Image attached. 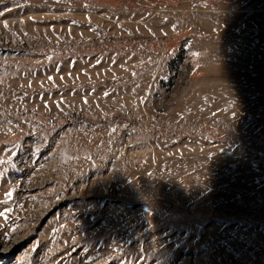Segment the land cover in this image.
Returning a JSON list of instances; mask_svg holds the SVG:
<instances>
[{"label": "rangeland", "instance_id": "obj_1", "mask_svg": "<svg viewBox=\"0 0 264 264\" xmlns=\"http://www.w3.org/2000/svg\"><path fill=\"white\" fill-rule=\"evenodd\" d=\"M246 9L0 0V264H264V100L207 123L176 108L194 59L165 85L203 19Z\"/></svg>", "mask_w": 264, "mask_h": 264}, {"label": "crops", "instance_id": "obj_2", "mask_svg": "<svg viewBox=\"0 0 264 264\" xmlns=\"http://www.w3.org/2000/svg\"><path fill=\"white\" fill-rule=\"evenodd\" d=\"M254 12L221 11V17L203 19L207 26L192 36L194 75L176 104L183 116L207 123L247 117L264 100V13Z\"/></svg>", "mask_w": 264, "mask_h": 264}, {"label": "built area", "instance_id": "obj_3", "mask_svg": "<svg viewBox=\"0 0 264 264\" xmlns=\"http://www.w3.org/2000/svg\"><path fill=\"white\" fill-rule=\"evenodd\" d=\"M191 40L185 39L181 47L179 55L172 59L170 68L167 72L165 85L169 86L175 79L178 83L185 82L192 74L191 63L193 62L194 55L191 48Z\"/></svg>", "mask_w": 264, "mask_h": 264}, {"label": "snow or ice", "instance_id": "obj_4", "mask_svg": "<svg viewBox=\"0 0 264 264\" xmlns=\"http://www.w3.org/2000/svg\"><path fill=\"white\" fill-rule=\"evenodd\" d=\"M49 79H53L52 77H49ZM87 102V101H85ZM4 163V161H0V164ZM13 195V192H8L7 196L11 197ZM12 209L6 208L3 212H0V217H3L4 219L8 218V213L11 212ZM15 231V229H13Z\"/></svg>", "mask_w": 264, "mask_h": 264}]
</instances>
